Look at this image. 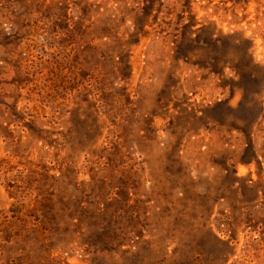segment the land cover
Returning <instances> with one entry per match:
<instances>
[{
  "label": "rangeland",
  "instance_id": "374dc122",
  "mask_svg": "<svg viewBox=\"0 0 264 264\" xmlns=\"http://www.w3.org/2000/svg\"><path fill=\"white\" fill-rule=\"evenodd\" d=\"M0 264H264V0H0Z\"/></svg>",
  "mask_w": 264,
  "mask_h": 264
}]
</instances>
